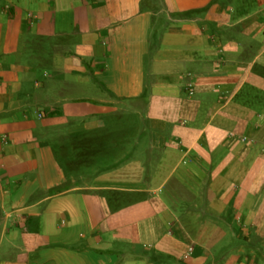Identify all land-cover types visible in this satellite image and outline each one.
<instances>
[{"label":"crops","instance_id":"crops-1","mask_svg":"<svg viewBox=\"0 0 264 264\" xmlns=\"http://www.w3.org/2000/svg\"><path fill=\"white\" fill-rule=\"evenodd\" d=\"M0 264H264V0H0Z\"/></svg>","mask_w":264,"mask_h":264},{"label":"built area","instance_id":"built-area-1","mask_svg":"<svg viewBox=\"0 0 264 264\" xmlns=\"http://www.w3.org/2000/svg\"><path fill=\"white\" fill-rule=\"evenodd\" d=\"M191 93H193V91H191Z\"/></svg>","mask_w":264,"mask_h":264}]
</instances>
